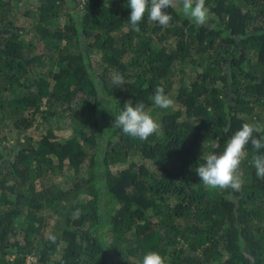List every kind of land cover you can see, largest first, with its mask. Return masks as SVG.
Wrapping results in <instances>:
<instances>
[{"label":"trees","instance_id":"obj_1","mask_svg":"<svg viewBox=\"0 0 264 264\" xmlns=\"http://www.w3.org/2000/svg\"><path fill=\"white\" fill-rule=\"evenodd\" d=\"M21 1L0 0V264L27 255L37 264H141L149 252L164 264H264V179L253 167L264 148L246 146L238 191L210 189L195 172L264 104V0H205L204 26L175 7L167 27L146 13L139 32L127 0H36L24 14L43 42L34 57L13 14ZM62 17L63 28L49 26ZM43 59L50 66L38 76ZM158 86L173 101L159 108L160 131L142 141L113 125L127 102L156 107ZM56 109L78 121L80 137H34L38 118ZM66 173L69 186L55 181Z\"/></svg>","mask_w":264,"mask_h":264},{"label":"clouds","instance_id":"obj_2","mask_svg":"<svg viewBox=\"0 0 264 264\" xmlns=\"http://www.w3.org/2000/svg\"><path fill=\"white\" fill-rule=\"evenodd\" d=\"M131 9L128 25L132 31L139 32V24L145 17L150 21L167 27L172 17L166 11L169 8L179 7L183 16L196 25L204 26L209 20V9L205 6V0H127ZM124 78L118 72L112 77L115 87L123 84ZM154 105L161 109L172 107L173 101L164 94V89L158 86L152 97ZM115 116L113 125L133 138L147 140L149 136L160 131V125L145 111L143 103L135 107L130 102ZM264 132V127L245 123L228 139L226 147L221 154L210 152L204 163L195 170L199 180L210 189H232L238 191L243 181L238 175L239 166L244 159L246 146L251 143L254 150L264 148V138H256L253 134ZM218 144V141H217ZM217 144H214L215 148ZM253 167L256 175L264 179V155L253 157ZM51 239H55L52 237ZM141 264H164L163 258L156 252L147 253Z\"/></svg>","mask_w":264,"mask_h":264},{"label":"rangeland","instance_id":"obj_3","mask_svg":"<svg viewBox=\"0 0 264 264\" xmlns=\"http://www.w3.org/2000/svg\"><path fill=\"white\" fill-rule=\"evenodd\" d=\"M118 1V0H116ZM36 0H22L18 5H14L13 8V14L17 15L16 16V22L18 26H23L26 30H28L27 35H22L21 40L24 43V48L25 50L29 51V53L26 51L27 55L30 57H34L37 55H40L43 53V47L42 44L43 42L39 40V37L36 33H34V30L32 29L31 23H32V18H34L33 14H30V16H25V11H30L32 12V7L34 6V3ZM68 2V0H66ZM107 5H109V2H107ZM110 6V5H109ZM176 9L179 10V7H175ZM181 12V11H180ZM182 14V12H181ZM68 23V18L67 17H62L56 21H53L49 23V26L52 28H63L66 24ZM62 49H67L66 44H61ZM72 49V48H71ZM75 51V48L73 49ZM97 57H93V61H96ZM96 65V63H94ZM50 66L48 61H45L44 59L37 64V75L38 76H44L45 72L47 71V67ZM174 108L176 106H173ZM255 113H254V118L252 125H257L264 127V104L259 103L255 106ZM44 110V109H43ZM148 113L152 116V118L158 122V117L160 110L158 107H154L151 110L148 111ZM64 115V116H63ZM82 129V126L78 123L77 120L72 121L68 116L65 114H62L60 110L56 109L55 114L51 117V119H47L46 122L41 123L40 118H38L37 123L33 129V135L35 138H39L42 134H46L47 132H50L57 136L59 139L62 138H71V137H80L81 134H79V130ZM83 130V129H82ZM2 136H0L1 138ZM6 140L8 143L14 142L16 138V131H6ZM79 142H81L79 140ZM86 152L91 153V150L88 149L87 147L84 148ZM136 161V157H129L126 160L125 164H120L117 166H114L112 169L113 171L119 170H125L130 162ZM82 175L87 176L88 175V169H87V164L82 166ZM71 173H66L64 175H59L57 174L56 176V182L62 184L63 186L65 185H70L71 182ZM26 220L23 217H18L13 225V235L14 237L17 236L19 238V233L20 231L25 227ZM47 234L49 233L46 232ZM14 258H12L13 260ZM37 259L31 255H27L24 257L23 262L18 263V264H37L36 263Z\"/></svg>","mask_w":264,"mask_h":264}]
</instances>
